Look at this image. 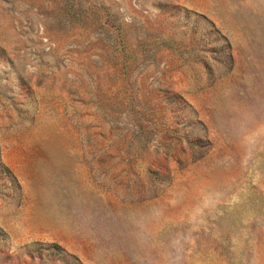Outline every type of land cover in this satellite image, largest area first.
<instances>
[{"label": "rangeland", "instance_id": "rangeland-1", "mask_svg": "<svg viewBox=\"0 0 264 264\" xmlns=\"http://www.w3.org/2000/svg\"><path fill=\"white\" fill-rule=\"evenodd\" d=\"M0 264H264V0H0Z\"/></svg>", "mask_w": 264, "mask_h": 264}]
</instances>
